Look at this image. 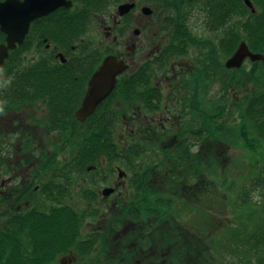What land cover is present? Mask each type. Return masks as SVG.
I'll return each mask as SVG.
<instances>
[{
    "label": "flooded vegetation",
    "instance_id": "af4514ba",
    "mask_svg": "<svg viewBox=\"0 0 264 264\" xmlns=\"http://www.w3.org/2000/svg\"><path fill=\"white\" fill-rule=\"evenodd\" d=\"M70 1L71 7H59L35 19L24 42L9 50L2 67L10 84L0 88V99L6 101L0 113V236L20 240L27 251L33 247L32 229L45 216L57 213L56 218L74 222L72 175L77 170L88 175L82 179L84 185L112 183L98 191V206L92 191L83 190L89 201L84 210L95 208L96 217L100 207H106L123 218L121 206L130 200L121 196V190L130 185L135 174L112 165L108 177L105 171L96 177L95 172L104 167L103 161L99 160L103 166L97 170L73 149L84 141L89 124L103 113L111 116L112 108L123 109L126 129L120 137L135 150L140 144L143 164L137 167L144 168L152 184L170 175L177 177L184 170H164L165 176L159 175L166 163L175 162L180 169L184 162L194 164L199 153L208 157L209 150H203L213 141L211 125L206 122L210 111L206 63L195 56L201 41L195 37L196 41L187 46V35L177 31L174 3L154 0L159 4L155 7L144 0ZM123 4L134 7L120 15ZM145 7L152 10L151 15L144 13ZM183 20L191 22L193 18L189 14L180 18ZM96 21L100 24L94 25ZM7 38L0 32V44L8 46ZM110 56L127 69L117 76L114 91L82 121L76 115L86 100L90 81ZM21 75L39 77L18 79ZM117 95L121 101L113 102ZM199 144L202 149L197 154L193 149ZM212 159L208 157L206 162ZM116 172L118 177L113 178ZM109 188L115 191L105 196L104 189ZM101 219L105 221V217ZM140 233H135L139 239ZM92 234L100 236V232ZM42 245L45 249L44 241ZM1 249L4 247L0 244ZM14 249L10 252L12 260ZM34 256L36 252L31 258ZM59 257L61 264L79 262L74 245Z\"/></svg>",
    "mask_w": 264,
    "mask_h": 264
},
{
    "label": "trees",
    "instance_id": "16d2710c",
    "mask_svg": "<svg viewBox=\"0 0 264 264\" xmlns=\"http://www.w3.org/2000/svg\"><path fill=\"white\" fill-rule=\"evenodd\" d=\"M251 1L257 10L254 14L247 7L245 0H163L165 4H175L178 13L176 18L178 19L177 31L180 33L185 32L188 41L187 46L192 41H196L195 37L196 39L200 37L192 32L191 22L187 20L180 21L182 16L190 14L192 18H196L203 15L204 22L210 31H221L223 34L214 42L204 40V42L199 43L200 48L205 46L209 49L207 57L212 61V65L205 62V73L209 87L211 79H216L218 76L222 78V75L225 77L223 78V82L225 81L223 86L228 96L231 94L230 89L239 92L240 88H245L247 83L252 84L251 92H248L246 94L248 96L243 97L240 101L235 98L230 101L228 100L229 97L224 95L222 97L218 96L217 100L211 97L209 99L210 111L206 113V120L209 119L212 139L215 142H219V139L225 135L224 132L235 124L239 131L238 138H241L247 151L252 154L251 166L252 173L255 176H252L248 181V187H244L242 190L236 205L241 206L240 214L248 222H254L258 219L260 221L259 225L255 226V231L246 236L240 232L232 234L236 236V242L230 248L240 253L236 254L238 260L234 264H264V64L260 61L252 63L248 73L244 71V66L240 69L228 70L225 68V64L221 65L217 62L215 55L218 49L223 52L227 59L245 41L255 54L261 53L264 55V0ZM187 11L189 12L187 13ZM192 37L193 40H191ZM31 77H39V75H21L18 79ZM117 97L118 95L113 102L121 101L120 95L118 99ZM122 110L117 106L110 111L111 116L109 114L104 115V113L103 117L98 116L97 120L89 124L84 135V141L77 144L73 149L76 153L80 152L82 154V159H86L87 165L93 164L101 158L111 162H120L121 160L129 166L128 172L132 170L135 177L134 179L131 178L132 182L130 181V189H132L130 203L123 204L122 214L123 218L128 219L126 221H134L139 226H142V221L144 223L142 235H144V231L152 232L153 228L157 226L174 224L172 222L174 214L173 209H171L174 197L165 196L166 193L163 190V194L154 192L153 187L157 183L152 184L149 182L151 178L148 173L142 171L144 168L137 167L139 164H143L140 144L137 145L138 150H135L131 147V144L128 145L124 138L119 135V127L123 122ZM102 118H105V120L103 121ZM197 134L198 136L201 135L200 132ZM203 134V137H205V131ZM80 148L82 149L80 150ZM201 156L202 154L199 153V157L193 165L184 162L179 171L184 167L185 171L192 169L194 172L196 168L194 173L205 178L203 165L209 168V172H211L216 164L200 163ZM176 176L178 177L179 173ZM184 179L186 180L185 185H188L186 175ZM150 183L151 185H149ZM209 185L210 189L214 187L212 183ZM209 192L208 187H206L202 191V196L208 197ZM75 212L76 216L73 223L68 219L64 220L62 217L56 218L57 213L45 216L40 225L31 231L33 239L32 252L31 250L27 251L20 240L12 241L5 235L0 236V244L4 247L0 250V264H54L57 258L61 254L67 253L73 245L75 246V252L83 261V257L97 251L96 246L99 245L98 241L101 236L97 237L91 234L86 238L81 237V228L85 223V218L87 215H96L94 209L80 212L76 210ZM71 232L74 235L73 242L70 240L73 236ZM42 241L46 245L45 249L42 247ZM13 246L15 247L14 260L10 257ZM204 250L205 247L188 249V255H190L189 251L191 252L188 258H204ZM34 252L37 256L31 258ZM210 261L212 263V260ZM194 264L196 263L194 262Z\"/></svg>",
    "mask_w": 264,
    "mask_h": 264
},
{
    "label": "rangeland",
    "instance_id": "374dc122",
    "mask_svg": "<svg viewBox=\"0 0 264 264\" xmlns=\"http://www.w3.org/2000/svg\"><path fill=\"white\" fill-rule=\"evenodd\" d=\"M144 2L149 3L150 6H159L154 0H144ZM200 16L193 17L191 21L193 30L195 33L197 32L196 34L200 37V41L204 42L206 40L207 42H214L223 35L221 31H210L204 22L203 15ZM99 24L100 21L94 23V25ZM196 51L195 56L201 57L203 62H209L212 65V61L207 57V53H209L207 47H198ZM215 59L221 65L226 62V57L223 52L218 49L216 50ZM251 64L252 62L248 60L244 65V71L248 73L252 66ZM223 78L225 77L222 75V78L218 76L216 79H211V85L210 87L208 85L207 89L209 99L212 97L217 100L219 98L218 96H228L223 86L225 82H223ZM251 85L247 83L246 87H241L239 92H235L234 89L231 91L230 89L231 94H229L228 100L232 101L235 98L237 101H240L243 97H247L248 95L246 94L251 92ZM119 128L120 134H123L126 126L122 124ZM224 133L225 135L219 139V142H215L212 139L213 141L208 149H206L207 145H205L203 151L209 150L208 157L214 158L210 162L216 164L213 167L214 170H211V172H209V168L203 165L205 178H202V175H196L194 173L196 171L195 168L194 172L192 169L188 171L182 170V173L179 172L178 177L171 175L168 177L166 175L167 178L164 181L156 182L157 184L154 185V192H161L163 194V190L166 193L164 194L165 196L174 197L171 205L174 214L172 220L173 225L163 224L162 226L153 228L152 232L144 231V235L140 233L141 236L139 239L135 233L143 230L144 223L142 221V226H139L137 223L138 226H136L134 221H126L128 220L127 218L120 219L117 211L114 210L111 213L106 207H100V212L96 217L87 215L84 221L85 223L81 228L83 238L91 236L92 233L100 232L101 237L98 241L99 245L96 246L97 251L83 257V261L79 257L77 264H194V262L196 264H234L238 260L236 259L238 257L236 254L240 253L230 248L236 242V236L232 234L234 232H240L246 236L255 231V226L259 225L260 220L248 222L240 214L239 210L241 206L236 205V201L241 195L242 190L244 187H248V181L252 176H255L252 173L251 166L252 154L247 151L245 143L241 138H238L239 131L237 125H231L230 129ZM201 149V145L199 144L193 150L198 154ZM208 157L202 155L200 163H207L206 160H208ZM99 160H102L104 163L102 170H98L103 166ZM149 161L151 164L155 162L152 158ZM95 165L98 170V172H95L96 177L104 171V175L108 177L112 165L119 166L124 171H128L129 169V166L125 165L121 160L120 162H111L108 160L107 163V161L100 158L97 162L90 164V166ZM174 169L176 171L179 170L175 162H170L162 165L158 173L159 175L165 176L166 173L164 170L174 171ZM130 172L132 173V170ZM185 175L188 179V185H185ZM84 176L88 175H83L78 170L72 175L73 202L76 205L75 209L79 212L84 210L86 205L88 207L89 201L85 200L83 195L84 191H88L89 189L92 191L94 196L97 197L95 205L98 206L101 202L100 190L112 186V180L109 181V184L111 183L110 185L100 181L94 185L95 187L91 182L88 185L86 183L84 185L82 181ZM112 177L117 178V172ZM128 179L126 183H128ZM208 183H212L214 187L210 189ZM206 187L210 191L209 196L203 197L202 191ZM121 191L123 192L121 196L130 200L132 194L130 185ZM122 208L123 206H121ZM101 217H105V221ZM104 232H106L105 235ZM140 245L142 249H140ZM201 247H205L204 258H188L191 255L190 251V255H188V249H199ZM210 260H212V263ZM61 262L62 258L58 257V260L54 264H61Z\"/></svg>",
    "mask_w": 264,
    "mask_h": 264
},
{
    "label": "water",
    "instance_id": "95a60500",
    "mask_svg": "<svg viewBox=\"0 0 264 264\" xmlns=\"http://www.w3.org/2000/svg\"><path fill=\"white\" fill-rule=\"evenodd\" d=\"M245 3L252 13H256L254 4L251 0H245ZM72 2L69 0H5L0 1V32L8 35V46L0 44V69L4 66L5 59L9 56V50L14 49L18 44H22L25 36L29 33L30 24L42 16H48L50 13L59 9V7L69 8ZM134 5L123 4L120 6V15L128 13ZM144 13L151 15L152 10L145 7ZM252 63L260 61L264 64V55L254 53L250 50L247 42H242L235 53L226 59L225 68L236 70L242 68L246 62ZM127 69L116 57H108L93 75L89 84V92L84 101L81 111L76 115L78 119L85 121V118L93 114L99 104H101L114 91L118 81V75ZM121 170L120 175L122 176ZM113 189H104V195L109 196Z\"/></svg>",
    "mask_w": 264,
    "mask_h": 264
},
{
    "label": "clouds",
    "instance_id": "9594fccd",
    "mask_svg": "<svg viewBox=\"0 0 264 264\" xmlns=\"http://www.w3.org/2000/svg\"><path fill=\"white\" fill-rule=\"evenodd\" d=\"M10 84L9 79L5 76L2 69H0V88L6 87ZM6 107V101L0 99V113H3Z\"/></svg>",
    "mask_w": 264,
    "mask_h": 264
}]
</instances>
